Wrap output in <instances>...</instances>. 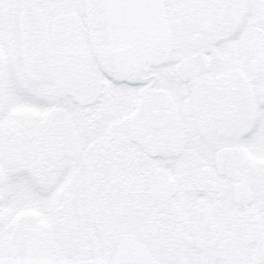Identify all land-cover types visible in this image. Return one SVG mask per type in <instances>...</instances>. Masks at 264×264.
Segmentation results:
<instances>
[{"label":"snow or ice","instance_id":"snow-or-ice-1","mask_svg":"<svg viewBox=\"0 0 264 264\" xmlns=\"http://www.w3.org/2000/svg\"><path fill=\"white\" fill-rule=\"evenodd\" d=\"M0 264H264V0H0Z\"/></svg>","mask_w":264,"mask_h":264}]
</instances>
